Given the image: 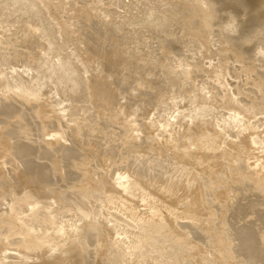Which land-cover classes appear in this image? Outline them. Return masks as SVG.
Listing matches in <instances>:
<instances>
[{
	"label": "rangeland",
	"instance_id": "374dc122",
	"mask_svg": "<svg viewBox=\"0 0 264 264\" xmlns=\"http://www.w3.org/2000/svg\"><path fill=\"white\" fill-rule=\"evenodd\" d=\"M10 1L0 0V264H264L253 0H31L38 14ZM226 8L244 25L230 38ZM45 22L76 67L54 66ZM195 105L212 114L192 117ZM222 114L243 123L234 137Z\"/></svg>",
	"mask_w": 264,
	"mask_h": 264
},
{
	"label": "bare ground",
	"instance_id": "6f19581e",
	"mask_svg": "<svg viewBox=\"0 0 264 264\" xmlns=\"http://www.w3.org/2000/svg\"><path fill=\"white\" fill-rule=\"evenodd\" d=\"M13 1L12 4H19L21 7L23 6L24 7V11L26 10L27 12H33V13H37L38 14V11L35 7V5L33 4V2H31V0H11ZM10 1V2H11ZM224 2H227V3H232V2H235L237 0H222ZM16 4V5H17ZM231 5V4H230ZM19 6V7H20ZM23 9V8H22ZM227 9V8H226ZM232 10V9H231ZM226 14H225V20L224 22H222V27L224 29V32L226 34V36H234L236 34H238L244 27L243 23L241 22L240 20V17L237 16L236 14H233L230 10L227 9V11L225 10ZM234 12V11H233ZM252 13H253V16H254V19L256 21V24L260 25L261 29H262V35L260 36V38H258V40L255 42V51H257V55L260 56L261 58H264V0L262 1H254L253 0V5H252ZM251 13V14H252ZM31 14V13H30ZM224 15V14H223ZM253 19V20H254ZM44 25L41 27L42 28V32L44 34V37L46 39V42L48 43V45L50 46V51H49V55L51 56V61L54 62V66L56 65V63L59 65V67H72V66H75L76 65L73 63V60L71 58V54L70 52H68L62 45L59 44V41L58 39L56 38V35L53 31V28L49 26V24L47 22L43 23ZM42 34V35H43ZM259 34V33H258ZM43 37V38H44ZM230 38V37H229ZM44 39V40H45ZM56 62V63H55ZM53 64V63H52ZM57 65V66H58ZM53 67V65H52ZM56 67V66H55ZM68 69V68H67ZM78 71V70H77ZM79 89V88H78ZM70 90V89H69ZM36 95V94H35ZM81 101V100H80ZM230 102V101H229ZM231 103V102H230ZM236 111V110H235ZM234 112V111H233ZM237 112V111H236ZM191 116L192 117H202V116H208V115H211L212 112L211 110H209L207 107H199L198 105H195L193 110L190 112ZM78 115V114H77ZM217 125L219 126V128L228 136L230 137H234V131L239 129L240 127H242V124L241 123V120L238 118L237 115H234V114H222V115H219V118L217 119ZM247 126V125H246ZM249 126V125H248ZM250 127V126H249ZM248 127V128H249ZM241 129V128H240ZM253 130V128H252ZM250 131V130H249ZM132 132V131H131ZM130 132V133H131ZM240 133V132H239ZM250 133V132H249ZM127 134V133H126ZM243 134V133H242ZM249 135V134H248ZM255 135V134H254ZM246 136V135H245ZM128 140V139H127ZM261 138L260 137H255L252 141L254 143H258V142H261L260 141ZM155 164V163H154ZM158 164V163H157ZM128 172V171H127ZM119 175V174H118ZM122 177V176H121ZM121 177L118 178V180L120 179L121 180ZM125 177V176H124ZM123 177V178H124ZM126 177H129L126 176ZM76 178V176H75ZM109 179V178H108ZM125 179H128V178H125ZM124 179V180H125ZM130 179V178H129ZM128 179V180H129ZM127 180V181H128ZM76 181V180H75ZM109 181V180H108ZM113 181V180H112ZM117 182V181H115ZM124 182V181H123ZM126 182V181H125ZM130 182V181H129ZM105 183V181H104ZM118 183V182H117ZM116 183V184H117ZM111 184V183H109ZM115 184V183H114ZM121 184V183H119ZM118 184V185H119ZM136 184V183H135ZM72 185V184H71ZM77 185V184H76ZM105 185V184H103ZM123 186V188L125 189V184H121ZM115 186V185H114ZM117 186V185H116ZM126 186H127V183H126ZM131 186V185H130ZM107 187V186H106ZM66 189V188H65ZM81 189V188H80ZM107 189V188H105ZM111 189V188H110ZM115 189V188H114ZM122 189V187H121ZM121 189H119L121 191ZM108 190V189H107ZM106 190V191H107ZM123 190V189H122ZM127 190V189H126ZM129 190V189H128ZM113 191V190H112ZM115 191V190H114ZM124 191V190H123ZM122 191V192H123ZM128 191H124V193H126ZM194 192V191H193ZM120 193V192H119ZM128 194V193H127ZM119 195V194H118ZM125 195V194H124ZM122 195V196H124ZM130 195V194H128ZM121 196V195H120ZM78 198V197H77ZM122 198V197H121ZM76 199V198H75ZM72 200L71 203L74 205L75 207V211L77 213H81L82 216L84 217H87V214L89 213V208L87 207V204L84 202V200ZM128 199V198H127ZM131 199V198H130ZM48 200V199H47ZM119 200V199H118ZM123 200V198H122ZM121 200V201H122ZM129 200V199H128ZM132 201H133V198H132ZM131 201V202H132ZM138 203V200H136ZM65 202V201H64ZM128 202V201H127ZM130 202V203H131ZM135 202V201H134ZM124 203V202H123ZM129 203V202H128ZM129 203V204H130ZM140 204V203H139ZM138 204V206H139ZM137 207V206H136ZM92 214H94V216L96 215V213L92 211ZM116 213H114L113 215H115ZM112 215V216H113ZM115 218H117V214L116 216H114ZM54 218V217H53ZM113 218V217H112ZM114 218V219H115ZM119 218V221L122 223V225H124L125 223H127V221H124L126 219H121L120 217ZM117 218V219H118ZM113 219V220H114ZM54 220V219H53ZM122 220V221H121ZM93 222V221H92ZM116 222V220H115ZM119 223V224H121ZM98 224V223H97ZM164 224V223H163ZM127 225V224H125ZM129 226V224H128ZM91 227V226H90ZM162 227V226H161ZM160 227V228H161ZM125 228V227H124ZM127 228V227H126ZM163 228V227H162ZM187 228V227H186ZM91 229V228H90ZM94 229V228H93ZM124 232V231H123ZM166 232V231H165ZM114 233V232H113ZM129 233V232H128ZM151 234V233H150ZM140 235V234H139ZM143 235V234H142ZM159 234H157L158 236ZM131 236V235H130ZM155 236V237H157ZM247 237V236H246ZM142 238V237H141ZM147 237L144 238V240L146 239ZM154 238V236H153ZM152 238V239H153ZM131 239V238H130ZM151 239V240H152ZM155 239V238H154ZM240 239H245V235L240 236ZM143 240V241H144ZM149 240V238H148ZM141 242V241H140ZM161 242V241H160ZM144 243V242H143ZM143 246V245H142ZM147 246V245H146ZM159 247V246H158ZM144 248V247H143ZM154 248V247H153ZM152 248V249H153ZM201 248V247H200ZM8 253V251H7ZM203 253V252H202ZM9 258V257H8ZM3 259V258H2ZM1 259V260H2ZM0 260V261H1ZM4 262V261H2ZM5 263L7 264V262L5 261ZM4 264V263H3Z\"/></svg>",
	"mask_w": 264,
	"mask_h": 264
}]
</instances>
